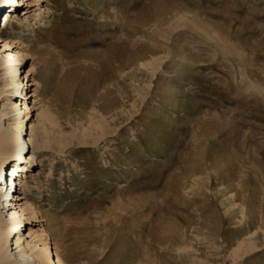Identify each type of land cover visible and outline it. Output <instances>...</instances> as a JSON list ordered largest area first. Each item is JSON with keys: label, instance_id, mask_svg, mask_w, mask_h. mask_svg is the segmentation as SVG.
Segmentation results:
<instances>
[{"label": "rangeland", "instance_id": "obj_1", "mask_svg": "<svg viewBox=\"0 0 264 264\" xmlns=\"http://www.w3.org/2000/svg\"><path fill=\"white\" fill-rule=\"evenodd\" d=\"M14 2L0 49L28 58L17 95L0 66V109L29 139L36 88L53 118L14 178L41 216L23 242L65 264H264V0Z\"/></svg>", "mask_w": 264, "mask_h": 264}, {"label": "bare ground", "instance_id": "obj_2", "mask_svg": "<svg viewBox=\"0 0 264 264\" xmlns=\"http://www.w3.org/2000/svg\"><path fill=\"white\" fill-rule=\"evenodd\" d=\"M14 1L16 0H0V3L2 2L3 4H6L7 2L9 3ZM8 9L9 8L6 7V12L3 14L0 21V44L7 29L12 28L13 25L20 20L16 12ZM27 14L28 11L25 12V15ZM36 15L38 16L39 13ZM27 18L28 16L24 17V19H21V22H27ZM14 42L17 43L18 40H15ZM5 47L7 49L5 52H7L8 56H3L2 50L0 49V66L4 64L9 66L6 68L9 69V72L13 75L11 79L14 89L13 95H17L20 93V85L22 83V81L20 82L17 80L19 72L18 64L25 58H28V56L24 52L13 49L10 50L11 47H15L14 44L6 43ZM29 72L32 71L30 70ZM28 83L30 82H27L26 84L28 85ZM31 85L36 86L37 82H32ZM31 97H34L33 106L28 105L25 106V108L27 109V112H30L31 110L37 111L36 119L39 120V123H31L29 139L24 136L25 123L21 116L22 111L20 104L13 102L11 97H7V102L4 104V107L0 109V122L2 121L4 115L12 112H18L17 123H10L9 126L4 127V129H2L0 125V183L6 176V166L11 165L9 173H7V178L9 179L12 176V179L10 178L8 182L5 181V190L3 191V189H0V264H65L59 254L53 252L51 243L47 240L38 238L40 237L39 235L36 236L37 241H32L33 244H31V242H23L22 235L19 232L21 231V226L23 225L22 219L24 218L25 212L30 211V220H40L41 218L39 211H37L34 204L29 203L26 200L27 196L23 195L28 192V181H21L20 185L23 187V194H14L15 198H21L20 200H26V202L21 201L15 203L13 201L10 202L9 200L12 197V188L16 182L14 178L17 176V173H19L20 176H23L24 174L25 179L28 177V163L25 165L22 164V161L26 162L30 160L33 163L37 162V157H35V155L45 146L44 144L41 145L36 141L35 136L38 132V127L42 124L48 134L53 125L51 110H45L43 108V104H40L41 101L36 88L33 89ZM7 108H9L8 112H6ZM28 142L33 146V150L35 152L27 154L29 156L26 160L23 155L26 145L28 146ZM19 169L25 170L20 173L18 172ZM22 182L24 185H22ZM17 204V208H19V210L14 207H10ZM32 234L33 233H31V231H28L29 236ZM14 237H16L15 240H13ZM11 241H13L12 244L10 243ZM13 244H15V247H10V245L12 246ZM10 248L11 250L16 249V251L14 253L10 252ZM11 257L13 258L11 259Z\"/></svg>", "mask_w": 264, "mask_h": 264}]
</instances>
